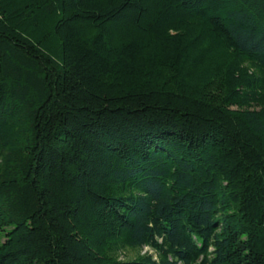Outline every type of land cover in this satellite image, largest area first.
Masks as SVG:
<instances>
[{"label": "trees", "instance_id": "16d2710c", "mask_svg": "<svg viewBox=\"0 0 264 264\" xmlns=\"http://www.w3.org/2000/svg\"><path fill=\"white\" fill-rule=\"evenodd\" d=\"M0 264H264V0H0Z\"/></svg>", "mask_w": 264, "mask_h": 264}, {"label": "rangeland", "instance_id": "374dc122", "mask_svg": "<svg viewBox=\"0 0 264 264\" xmlns=\"http://www.w3.org/2000/svg\"><path fill=\"white\" fill-rule=\"evenodd\" d=\"M146 251H149V249H145V252H146Z\"/></svg>", "mask_w": 264, "mask_h": 264}]
</instances>
